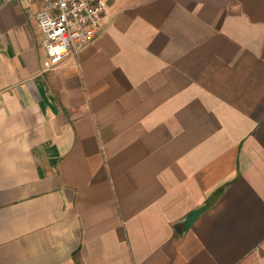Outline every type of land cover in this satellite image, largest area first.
<instances>
[{"label": "crops", "instance_id": "0c3cea01", "mask_svg": "<svg viewBox=\"0 0 264 264\" xmlns=\"http://www.w3.org/2000/svg\"><path fill=\"white\" fill-rule=\"evenodd\" d=\"M108 6L45 73L0 0V264H264V0Z\"/></svg>", "mask_w": 264, "mask_h": 264}, {"label": "built area", "instance_id": "2783aa9c", "mask_svg": "<svg viewBox=\"0 0 264 264\" xmlns=\"http://www.w3.org/2000/svg\"><path fill=\"white\" fill-rule=\"evenodd\" d=\"M2 1L11 4L20 0ZM37 1L43 5L37 19L43 36V72L48 73L57 70L68 57L76 56L101 35L110 0Z\"/></svg>", "mask_w": 264, "mask_h": 264}]
</instances>
